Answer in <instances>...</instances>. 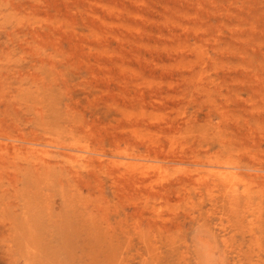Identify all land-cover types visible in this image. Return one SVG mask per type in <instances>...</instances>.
<instances>
[{
	"label": "rangeland",
	"instance_id": "rangeland-1",
	"mask_svg": "<svg viewBox=\"0 0 264 264\" xmlns=\"http://www.w3.org/2000/svg\"><path fill=\"white\" fill-rule=\"evenodd\" d=\"M0 264H264V0H0Z\"/></svg>",
	"mask_w": 264,
	"mask_h": 264
}]
</instances>
